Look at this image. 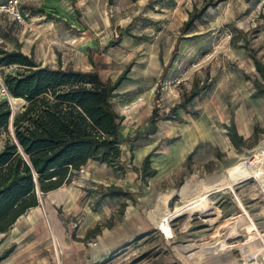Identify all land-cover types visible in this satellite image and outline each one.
<instances>
[{"label":"rangeland","instance_id":"1","mask_svg":"<svg viewBox=\"0 0 264 264\" xmlns=\"http://www.w3.org/2000/svg\"><path fill=\"white\" fill-rule=\"evenodd\" d=\"M111 1L118 7L112 21L121 23L118 28L49 33L43 45V56L48 54L53 67L89 71L90 57L103 80L123 76L112 99L121 116L122 168L115 171L88 160L71 170L69 183L82 187L78 206L88 204L99 214L104 204L108 217L102 218L100 229L135 228L134 237L111 244L98 260L89 258L85 264H264V200L258 172L247 165L246 157L264 139V97H252L251 83L262 82L251 54L264 67V0H220L186 31L183 25L205 0ZM89 37L96 39L93 49L84 45ZM3 46L1 42L0 49ZM195 82L204 90L180 105L182 94ZM3 101L14 111L25 103L0 93ZM153 107L160 115L176 109L181 121L162 119L150 133L147 118ZM230 118L237 133L242 124L253 126L241 147L233 146L226 135ZM180 146L193 153L174 181L156 173L141 175L148 153L150 168H160L163 152ZM109 187H120L128 195L102 197L99 190ZM37 197L40 203L48 195L38 191ZM43 210L42 205L37 209ZM56 211L63 219L61 209ZM77 211L63 221L73 239L87 225V214ZM28 218H37L35 210ZM85 234L78 242L86 246L95 233ZM46 253L47 264H61L60 253Z\"/></svg>","mask_w":264,"mask_h":264},{"label":"trees","instance_id":"2","mask_svg":"<svg viewBox=\"0 0 264 264\" xmlns=\"http://www.w3.org/2000/svg\"><path fill=\"white\" fill-rule=\"evenodd\" d=\"M219 2L205 0L199 11L190 14L182 30H188ZM16 47L10 51L0 49V68L15 67L10 73H1L7 94L25 102L16 111L7 101L0 103V233H6L25 211L38 206V191L45 194L68 184L71 170H78L88 160L115 171L122 168L121 116L113 108L112 99L123 76L113 82L103 80L90 57L89 71L43 66L23 54L18 44ZM251 59L262 80H252V97H264V67L254 54ZM203 88L193 83L189 92L182 94L180 105L198 96ZM158 111L153 107L147 118L150 133L162 119L181 121L176 109H171V115H160ZM226 129L233 146L245 144L234 119L230 118ZM150 157L148 153L138 170L142 176L156 173L149 166ZM99 193L102 197L128 195L120 187L101 188ZM99 230L100 225H96L90 232ZM9 251L2 252L0 260Z\"/></svg>","mask_w":264,"mask_h":264},{"label":"crops","instance_id":"3","mask_svg":"<svg viewBox=\"0 0 264 264\" xmlns=\"http://www.w3.org/2000/svg\"><path fill=\"white\" fill-rule=\"evenodd\" d=\"M19 1L25 22L20 25L8 16L0 17V29L2 30L0 35L2 36L4 32L8 34L2 36L4 43L2 48L8 51L15 50L18 44L23 54L33 58L43 66H49V62L46 60L48 54L43 56V45L49 33L106 31L107 29H116L121 24L119 21L115 25L112 22L113 13L117 12L118 7L116 4H112L111 0ZM1 18H7V22ZM84 45L88 49H93L97 46L96 39L89 37ZM5 68L9 67L2 66L0 71ZM252 133L253 126L247 123L242 124L241 131L238 134L243 136L244 139H248L252 136ZM191 153H193L192 149L187 146H180L163 152V162L160 168L156 166L153 168L156 170V175L167 177L169 182L174 181L177 171ZM211 158L212 156L208 160H211ZM81 192H83L82 187L76 188L70 183L46 192L45 194L48 197L40 203L38 200V204L44 207L41 213L37 211L40 205L30 208L15 221L6 233H0V254L10 249L8 255L0 260V264H47L48 256L46 252H50L51 249L58 254L60 253L61 264H85L89 258L98 260L110 248L111 244L115 245L116 242L121 241L126 243L128 235L131 238L134 237L135 228L132 231L127 230L125 232L124 227L118 226L116 230L100 229V233L93 234L95 238L91 239L92 242H87L86 246L78 242V239L85 237L84 235L88 230L90 231L96 225H99L103 220L102 218L108 217V211L105 210L104 204L99 214L90 210L88 204L85 206L81 203L78 206L76 198L81 195ZM56 207L63 212V219L57 214ZM78 209L87 214L86 220H84V224L87 225L79 234H74L75 239H73L66 233L63 221L70 215H76ZM31 210H35V215H37V218L33 221L28 218V213ZM28 221L31 224H28ZM49 232H51V235Z\"/></svg>","mask_w":264,"mask_h":264},{"label":"built area","instance_id":"4","mask_svg":"<svg viewBox=\"0 0 264 264\" xmlns=\"http://www.w3.org/2000/svg\"><path fill=\"white\" fill-rule=\"evenodd\" d=\"M0 16H8L20 25H23L25 22V17L23 16L22 10L20 9L19 0L0 1ZM1 42H3L2 37L0 38V43ZM0 93L7 94L6 87L3 83L0 84ZM261 142L262 144L257 147V151L254 153L251 152L246 157L248 158L247 165L251 168H255L258 172L257 174L259 175V177L258 180L256 179V181L258 182V189L260 190V194L262 195V198L264 200V139L259 141L258 143ZM254 147L250 150L252 151ZM171 221L172 220L169 221V226ZM160 232L165 235L162 230Z\"/></svg>","mask_w":264,"mask_h":264},{"label":"bare ground","instance_id":"5","mask_svg":"<svg viewBox=\"0 0 264 264\" xmlns=\"http://www.w3.org/2000/svg\"><path fill=\"white\" fill-rule=\"evenodd\" d=\"M262 144V142L261 143H258V145L257 146H260ZM168 226H169V222H168ZM162 230V229H161ZM164 233H165V235L167 236V232H165V230H162Z\"/></svg>","mask_w":264,"mask_h":264}]
</instances>
